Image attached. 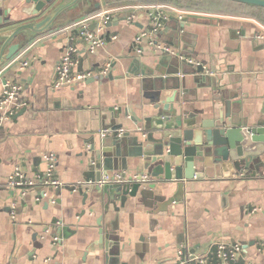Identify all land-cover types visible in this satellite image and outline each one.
<instances>
[{"label":"crops","instance_id":"crops-1","mask_svg":"<svg viewBox=\"0 0 264 264\" xmlns=\"http://www.w3.org/2000/svg\"><path fill=\"white\" fill-rule=\"evenodd\" d=\"M123 6L79 0L48 32L19 35L15 42L25 36L29 41L0 66V98L6 81L20 82L28 103L25 112L0 126V264H177L181 247L211 258L219 241L242 245L239 264H264V155L240 171L226 167L217 175L211 170L208 177L187 183L181 200L161 206L175 188L166 196L140 188L122 198L114 189L109 206L105 187L71 190L102 172L150 175L132 137L142 136L153 102L176 91L175 107L183 103L192 115L215 117L222 109L250 127L264 125V41L256 39L264 31L262 22L198 12H188L183 22L172 12L154 37L166 49L146 39L139 54L136 37L150 30V9L114 11ZM109 10L107 32L117 38L94 53L83 41H71L78 29L62 30ZM3 11L0 0V21ZM132 13L136 18L128 21ZM17 19L14 24L22 22ZM72 44L81 50L77 68L92 76L55 88L57 65ZM181 54L194 65L205 63L200 82L192 62L175 56ZM17 57L29 66L21 69ZM106 130L110 134L103 137ZM119 130L127 136L123 143L114 140ZM46 152L57 157L60 191L49 188L43 194L34 187L23 194L4 185L16 166L29 176L43 171ZM154 194V201L144 198ZM57 233L61 240L55 245Z\"/></svg>","mask_w":264,"mask_h":264},{"label":"water","instance_id":"water-1","mask_svg":"<svg viewBox=\"0 0 264 264\" xmlns=\"http://www.w3.org/2000/svg\"><path fill=\"white\" fill-rule=\"evenodd\" d=\"M232 1L264 8V0ZM1 2L4 18L0 21V26L3 25L0 27V66L13 58L29 41L25 36L24 40L15 42L19 35L29 33L36 36L48 32L57 19L75 7L79 0H1ZM99 6L97 3L96 8ZM13 12L16 19L20 18L17 20L22 18L21 23H13L16 20L12 18ZM182 21L186 22V17ZM92 27L94 28L95 24H92ZM175 56L188 61L183 54ZM191 64L194 67L192 73L200 82L205 75L206 65L203 62L198 65ZM181 74L185 76V73ZM177 96L178 91L155 100L154 112L145 119L142 136L132 137L146 156V169L152 180L105 186V193L109 196L108 206L112 202L111 193L114 189L118 190L122 198L136 195L140 188L154 193L158 190L163 196L175 188V194L165 199L160 206L178 202L187 183L197 178L208 177L211 170L218 175L219 169L233 167L240 171L243 166L251 167L256 162H261L264 155V125L250 127L245 122L234 120L228 110L222 109L215 117L192 115L183 103L175 107ZM25 111L26 108H23L18 114ZM125 135L114 137L115 143H123L127 137ZM90 166L92 169L96 167L95 160ZM108 174L102 172L100 175H92L85 179L96 181L102 175ZM60 190L61 187L57 189ZM79 191L82 192V189ZM84 197L86 200L87 194H84ZM157 197L155 194L144 196L145 199L153 201Z\"/></svg>","mask_w":264,"mask_h":264},{"label":"built area","instance_id":"built-area-1","mask_svg":"<svg viewBox=\"0 0 264 264\" xmlns=\"http://www.w3.org/2000/svg\"><path fill=\"white\" fill-rule=\"evenodd\" d=\"M145 8L148 7L150 12L148 13L151 19V28L150 30L141 31L136 37V51L141 54L143 48L140 46V43L143 40L148 39L151 46L160 47L158 43L154 41L155 35L163 28L166 21L169 20V16L172 12H175L179 20H183L185 14L188 11H184L178 8H175L170 5H152V6H132L127 5L123 7H117L114 11L117 10H128L132 8ZM112 10L109 11H98L84 20L70 25L62 30H72L74 28L77 30L76 38L72 37L71 41L75 39L83 41L86 45L85 50L91 53L96 52L100 47H103L109 40H114L117 37L114 35H109L107 32V25L112 19L111 15ZM136 18L134 13L128 16V21H132ZM92 24H95V27H92ZM256 39L264 41V31L256 35ZM162 48V47H160ZM166 49V48H162ZM167 50L175 53L171 49ZM80 47L74 46L72 44L67 48L61 60L59 61L56 68V80L54 87H60L64 85H74L78 82L85 81L92 76L90 71H81L78 67L77 55L80 53ZM183 58V57H182ZM190 62H195L192 59H187ZM21 69L27 68L29 66L28 60H20V57L15 59ZM108 69V67H107ZM106 69V70H107ZM106 71H104L105 73ZM181 76H183L181 74ZM24 86L20 82L6 81L3 84V93L0 98V126H3L6 122L12 120L16 113L23 108L28 106L26 99L23 97ZM107 134H110L108 130L102 133V136L105 137ZM124 134L123 130L117 132L118 136ZM44 162V170L35 174L34 176H29L23 171L20 166H16L14 171L7 177L5 181V186L12 189H19L23 194L29 189L34 187H40L45 194V190L49 188H58L62 187L63 183L56 177V168H57V157L53 152H46L42 155ZM243 175V174H241ZM125 176V177H124ZM150 175L148 173H136L131 177H126L123 173H116L114 175H103L99 180H81L75 183L71 187L73 192H78L87 187H105L112 184H121L127 182L135 181H148ZM256 210V209H255ZM11 216L15 219L16 208L13 207L11 210ZM58 227L61 226V222H58ZM61 240L60 233L53 235V244L59 243ZM264 250V248H263ZM242 252V245L240 243H229L225 241H219L215 244V250L211 258H207L203 255H198L193 250L185 249L181 247L177 252L178 263L177 264H187L189 262H196L197 264H239L238 259ZM48 261V260H46Z\"/></svg>","mask_w":264,"mask_h":264},{"label":"trees","instance_id":"trees-1","mask_svg":"<svg viewBox=\"0 0 264 264\" xmlns=\"http://www.w3.org/2000/svg\"><path fill=\"white\" fill-rule=\"evenodd\" d=\"M109 5H155L168 3L171 6L198 13H211L217 15L239 16L255 18L264 24V8L250 6L232 0H201L191 1L182 5L180 0H106Z\"/></svg>","mask_w":264,"mask_h":264},{"label":"rangeland","instance_id":"rangeland-1","mask_svg":"<svg viewBox=\"0 0 264 264\" xmlns=\"http://www.w3.org/2000/svg\"><path fill=\"white\" fill-rule=\"evenodd\" d=\"M181 1V4L182 5H188L187 3H189L190 2V0H180ZM191 1H193V0H191ZM195 1H201V0H195ZM161 4H163V5H169L168 3H159V4H155V5H161ZM170 6H171V4H170Z\"/></svg>","mask_w":264,"mask_h":264}]
</instances>
